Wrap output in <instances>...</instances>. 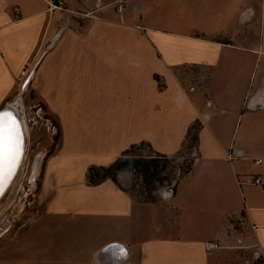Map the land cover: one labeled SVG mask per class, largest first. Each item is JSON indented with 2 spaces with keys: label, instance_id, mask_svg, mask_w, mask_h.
I'll return each mask as SVG.
<instances>
[{
  "label": "crops",
  "instance_id": "crops-1",
  "mask_svg": "<svg viewBox=\"0 0 264 264\" xmlns=\"http://www.w3.org/2000/svg\"><path fill=\"white\" fill-rule=\"evenodd\" d=\"M24 72L58 136L0 264H264V0H0V102ZM194 124L174 191L89 184L132 146L178 155Z\"/></svg>",
  "mask_w": 264,
  "mask_h": 264
},
{
  "label": "rangeland",
  "instance_id": "rangeland-1",
  "mask_svg": "<svg viewBox=\"0 0 264 264\" xmlns=\"http://www.w3.org/2000/svg\"><path fill=\"white\" fill-rule=\"evenodd\" d=\"M89 13L87 12V15ZM26 72L21 75L17 86L6 94V99L0 102V110L9 109L16 114L25 134V152L21 166L8 191L0 200V244L17 239L38 215V209L34 207V195L40 185L44 159L54 149L58 136L56 120L48 114L30 85L25 84ZM59 89V94H71L73 87L64 86ZM56 95L55 90L53 97ZM49 105L54 110L57 107L64 113L74 112V107L66 109L67 103L53 102ZM186 143L178 155L169 157L165 169L162 167L160 170L153 167H150L149 171L145 169L148 162L158 159L145 145L131 149L110 165L102 167L107 169L115 162L124 164V169L116 174V178L128 187L135 199L159 197V193L171 192L168 187L175 184L196 157L195 143L192 141ZM87 153L93 154L91 150H87ZM164 162L165 160H161L160 165ZM98 172L103 173L100 169Z\"/></svg>",
  "mask_w": 264,
  "mask_h": 264
},
{
  "label": "trees",
  "instance_id": "trees-1",
  "mask_svg": "<svg viewBox=\"0 0 264 264\" xmlns=\"http://www.w3.org/2000/svg\"><path fill=\"white\" fill-rule=\"evenodd\" d=\"M198 131H199V125L198 124H194L190 127L189 129V132H188V137L184 143L187 144L186 142L188 141H192L193 143H195V146L197 147V143H198ZM148 146L151 150H152V153L155 154L158 159H152L150 162L147 163V166H145V169L147 171H149L150 167H153L154 169L156 170H160L162 168H166L167 167V163H168V159L169 156H166L164 154H160L156 151H154L152 149V147L149 145V144H145V143H142V144H139V145H136V146H132L130 149L126 150L122 155H124L125 153H129V151L137 146ZM183 145V147H184ZM161 160H165V162L160 165V161ZM194 161H195V158L192 162H190V165L188 167V169H186V171L184 172L183 175H181L177 181L175 182L174 185H171L168 187V189H171L172 191H174V187L177 185V183L179 182L180 179H182L183 177H185L187 174L190 173V171L192 170V167L194 165ZM98 169H100L101 171H103L102 174H100L98 172ZM122 169H124V164H119L118 162H115L114 164H112L110 167H108L107 169H105L104 167H91L88 171V182L90 185H97L99 183H101L102 181H104L105 179H112L114 181H116V174L120 171H122ZM161 186L163 184H160ZM155 197L154 198H150V199H145V200H139V201H145V202H153L155 201ZM138 200V199H137Z\"/></svg>",
  "mask_w": 264,
  "mask_h": 264
},
{
  "label": "snow or ice",
  "instance_id": "snow-or-ice-1",
  "mask_svg": "<svg viewBox=\"0 0 264 264\" xmlns=\"http://www.w3.org/2000/svg\"><path fill=\"white\" fill-rule=\"evenodd\" d=\"M20 152L18 125L9 112L0 113V164L7 163L9 170Z\"/></svg>",
  "mask_w": 264,
  "mask_h": 264
},
{
  "label": "water",
  "instance_id": "water-1",
  "mask_svg": "<svg viewBox=\"0 0 264 264\" xmlns=\"http://www.w3.org/2000/svg\"><path fill=\"white\" fill-rule=\"evenodd\" d=\"M28 83V81L26 82ZM25 83V84H26ZM2 112H9L11 116L15 119L17 125H18V132L20 136V152L18 155L17 161L13 164L11 167V170H9V167L7 163L0 164V200L2 197L6 194L9 187L11 186L20 166L23 160L24 152H25V134H24V127L19 120V118L16 116V114L9 110V109H1L0 113ZM109 249L107 248L106 251L102 252V254H108Z\"/></svg>",
  "mask_w": 264,
  "mask_h": 264
},
{
  "label": "built area",
  "instance_id": "built-area-1",
  "mask_svg": "<svg viewBox=\"0 0 264 264\" xmlns=\"http://www.w3.org/2000/svg\"><path fill=\"white\" fill-rule=\"evenodd\" d=\"M116 8H117V11L119 12V13H121L124 9H125V3L124 2H119L118 4H117V6H116ZM17 12H18V10H17ZM89 15H91V16H95L92 12H90L89 13ZM194 90V88L192 87V88H190V91H193ZM232 156H231V154H229L228 155V159L229 160H232ZM262 162V160H256V164H260ZM254 183L256 184V185H261L262 184V178L261 177H257V178H255L254 179ZM204 246H205V249L207 250V251H212V250H216V249H218V248H220V246H219V244L218 243H215V242H206L205 244H204Z\"/></svg>",
  "mask_w": 264,
  "mask_h": 264
}]
</instances>
